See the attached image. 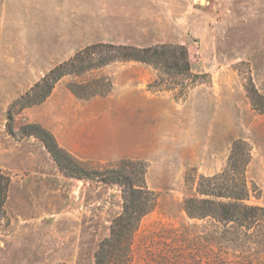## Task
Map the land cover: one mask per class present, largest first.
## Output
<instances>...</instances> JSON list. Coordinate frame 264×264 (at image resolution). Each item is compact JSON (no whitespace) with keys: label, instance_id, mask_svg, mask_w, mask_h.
<instances>
[{"label":"rangeland","instance_id":"1","mask_svg":"<svg viewBox=\"0 0 264 264\" xmlns=\"http://www.w3.org/2000/svg\"><path fill=\"white\" fill-rule=\"evenodd\" d=\"M93 44L184 45L191 73L117 60L59 80L81 99L115 87L170 95L179 116L190 111L189 126L157 129L158 151L134 157L112 152L115 145L95 155L64 145L32 121L28 108L45 100L33 103L43 92L37 84L60 64L98 57L87 50ZM38 47L57 57L40 78L19 80L13 58ZM263 105L264 0H0V264H264V211L243 226L218 214L223 205L264 208V160L246 137ZM31 124L74 156L75 171L65 158L61 167ZM152 131L143 127V140ZM143 186L154 207L129 249L126 239L107 242L125 191L130 199ZM191 197L213 201L192 216Z\"/></svg>","mask_w":264,"mask_h":264},{"label":"crops","instance_id":"2","mask_svg":"<svg viewBox=\"0 0 264 264\" xmlns=\"http://www.w3.org/2000/svg\"><path fill=\"white\" fill-rule=\"evenodd\" d=\"M64 49L61 48V52H66ZM55 55L39 47L18 54L13 58V65L19 67L15 77L23 81L40 78L50 68L44 66H51ZM121 71L114 72L119 84ZM107 72L103 68L101 73ZM61 81L42 103L29 107L27 113L32 121L49 129L60 143L84 146L94 155L108 145H115L112 152L124 156L138 157L143 153L157 152V129L180 127L182 123L189 126L193 118L189 110L182 111L179 116L177 104L170 95L153 94L149 97L136 88L115 87L105 95L81 99ZM258 118L252 124V133L246 137L253 143V150L260 151V160H264V113ZM143 127L153 129L145 140L141 132ZM62 134L70 139L60 140ZM189 151H194V146Z\"/></svg>","mask_w":264,"mask_h":264},{"label":"trees","instance_id":"3","mask_svg":"<svg viewBox=\"0 0 264 264\" xmlns=\"http://www.w3.org/2000/svg\"><path fill=\"white\" fill-rule=\"evenodd\" d=\"M177 48H180V53H177ZM87 50H91L93 51V53H99V56L91 57V59L87 64H82L80 66L79 64L73 61L71 62L72 66L70 68L61 69L62 67H64V65L60 64L55 68L51 69V71L44 78L46 84L43 86L41 83L37 84V86L42 87L43 92L40 95V98L35 100L33 103L41 102L44 99H46L52 92L54 84L63 75L68 73H73L76 71H84L86 69H91L93 67L103 66L112 61H117V60L119 61L137 60L150 64L165 63L168 67L176 69V71L179 70L183 71L184 69V71H186L187 73H191V63L188 58V50L184 45H178L174 47L173 45H169V44H159L155 46L142 48L128 44H119V45L93 44L87 47ZM82 53L83 51H81L79 55H77L75 60H77L78 56L80 57ZM52 75L53 77L50 80V77ZM81 97H85V96H81ZM260 110L264 111V105L260 108ZM31 125L36 128V131L33 134L40 137L45 142L47 148L52 153L55 160L61 165V167L64 168V166L62 165V158H65V160L70 161L69 165L71 166L69 167L73 171L74 166H77L75 164L74 156L59 145L54 135L49 130L45 129L39 124H31ZM71 175L79 176V177H87L86 175H82V174L76 175V173ZM215 178L217 177H204V179L209 180L210 182L212 179ZM200 192L202 194L206 193L205 191H200ZM142 193L151 194V190H149L146 186L140 188H132L129 192V194L131 195L130 199L128 198V193L125 191L124 212L123 214L119 215L118 218L112 224L111 236L106 240L107 242H111L112 240H114L117 241L118 243H121L123 240L126 239L125 248L129 249V246L133 239L139 220L143 215L151 211L154 207L153 202L152 203L150 202L148 204L147 201L143 200ZM206 194H214V192H210ZM245 195H247V193L246 194L244 193L239 196H234V198L241 200L245 198ZM128 199L130 200L129 202H127ZM187 201L189 203V205H187V209L189 210L192 216H196V214H194L192 209L194 210L197 207L199 208L204 207L202 204H209L213 200L208 198L191 197ZM232 206L233 207L231 208L226 205H223L222 208H220L218 214L221 215L222 220L238 219L240 222L239 224L242 226L245 223L247 225H251L255 221L258 220L260 221L261 220V217H259L260 214L258 213L256 214V211H260V212L264 211V208L262 207L241 206L240 204H234ZM206 215L209 214H204V216Z\"/></svg>","mask_w":264,"mask_h":264}]
</instances>
